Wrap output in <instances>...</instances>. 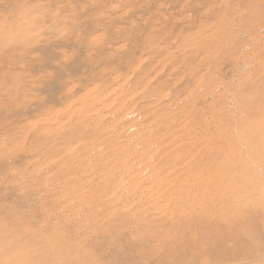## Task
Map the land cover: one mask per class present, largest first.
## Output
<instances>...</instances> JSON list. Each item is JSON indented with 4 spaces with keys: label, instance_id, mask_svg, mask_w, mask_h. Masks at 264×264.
Instances as JSON below:
<instances>
[{
    "label": "rangeland",
    "instance_id": "obj_1",
    "mask_svg": "<svg viewBox=\"0 0 264 264\" xmlns=\"http://www.w3.org/2000/svg\"><path fill=\"white\" fill-rule=\"evenodd\" d=\"M0 264H264V0H0Z\"/></svg>",
    "mask_w": 264,
    "mask_h": 264
},
{
    "label": "bare ground",
    "instance_id": "obj_2",
    "mask_svg": "<svg viewBox=\"0 0 264 264\" xmlns=\"http://www.w3.org/2000/svg\"><path fill=\"white\" fill-rule=\"evenodd\" d=\"M204 195V194H203ZM206 204V203H205ZM212 205V204H211ZM205 208V207H204ZM212 218V217H211ZM210 220V219H209ZM211 221V220H210ZM218 229V228H217Z\"/></svg>",
    "mask_w": 264,
    "mask_h": 264
}]
</instances>
